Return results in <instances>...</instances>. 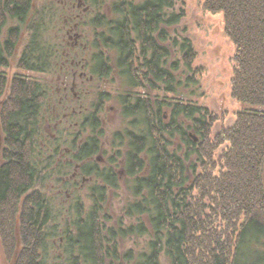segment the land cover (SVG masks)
I'll return each instance as SVG.
<instances>
[{
  "label": "trees",
  "instance_id": "1",
  "mask_svg": "<svg viewBox=\"0 0 264 264\" xmlns=\"http://www.w3.org/2000/svg\"><path fill=\"white\" fill-rule=\"evenodd\" d=\"M202 1L224 14L236 45L232 96L264 105V0ZM175 3L0 0V238L12 264H115L119 237L149 233L144 215L152 238L146 251L125 252L127 264H163V252L167 264H259L254 250L238 256L247 234L264 248V111H237L211 133L213 115L178 91L181 75L187 86L199 81L190 38L176 62L164 45L182 15L168 12ZM111 100L127 124L106 147ZM78 178L90 182L87 207ZM121 179L131 199L115 227L103 210ZM54 183L70 191V206L53 204Z\"/></svg>",
  "mask_w": 264,
  "mask_h": 264
},
{
  "label": "rangeland",
  "instance_id": "2",
  "mask_svg": "<svg viewBox=\"0 0 264 264\" xmlns=\"http://www.w3.org/2000/svg\"><path fill=\"white\" fill-rule=\"evenodd\" d=\"M135 1L137 2L139 0ZM202 2V0H176L175 7L167 8L168 12L182 14V17L180 16L179 21L175 25L166 27L170 39L165 42L164 45L169 48L170 62H176L178 61V59H180V56H182L180 43L185 37L190 38L192 45L196 50V56L193 62V66L195 68H201V72L197 76V79H199V81L197 83H190L187 86L184 80V77L186 75H181L182 78L180 80H182V84L180 85L178 91H181L186 97L188 96L189 98H194L195 100H197L199 105L205 106L210 114L213 115L214 119L211 125V133H213L214 135L215 132H217L220 128L232 125V123L234 122L233 120L235 117V113L237 111H243L246 109L253 111H264V105L259 103L254 104L247 101H241L232 96L231 77L233 76L235 68V66H233V55L236 51V45L235 42L230 38V36L224 31V14L221 11L205 10ZM103 7H105L103 12L105 13L106 17L111 18L109 4L106 3L103 5ZM174 39H176V46H173L172 44L174 43ZM111 58H114V54L111 56ZM184 67L181 66V71L182 69H185ZM16 70H18V68L15 65H11L10 67H5L3 71L8 75L10 80V77L15 73ZM0 71H2L1 67ZM181 71L177 72L179 73L177 77L181 74ZM113 72L114 73L112 74L111 78L114 81V88H116L119 87L121 83L118 79L117 72H115V70ZM90 84L91 86L89 91H93L96 84L93 81ZM69 85V91L74 95H77V82L75 80H72ZM103 87L104 89H114H112L109 79L105 81ZM70 89H72L73 91ZM116 104V100L107 101L105 111L101 114L103 126L106 127V139L104 140V146L106 147L109 146L108 143L106 144V140H108V137L117 130H123L127 124V122L119 114L118 105ZM165 113L166 119L169 118V109H165ZM181 120L187 125L191 124L190 121L184 119L183 116L180 117V121ZM1 124L2 121H0V152L3 148L1 146L3 145L4 140L3 132L1 131ZM174 141L177 142L178 139L176 138ZM1 157L2 155L0 153V166L1 163H3ZM96 158L97 160H99V162L105 160V158L100 154ZM190 173L191 172L188 170L189 176H191ZM75 174L76 172H74L73 175L75 176ZM83 178H78L76 182L80 183V190L78 191H80L82 200L87 207L89 205V198L87 197L86 187L90 182L86 181V179ZM120 181V188L118 191H115L117 192V196L109 193L108 199L106 201V206L103 210L104 213H107L111 216L109 221H107L108 225L111 224L115 227L119 226L118 220L120 219V217H124L122 207L127 203L126 201H130L131 199V194L128 191L127 186L125 185V182L122 179ZM54 188L56 189L53 191V193L51 192L50 194V199L54 198L53 204L56 205V207L59 209L62 206L61 204L70 206L68 200L72 199V196L69 194L70 191L61 190L59 184H55ZM59 219L60 222L58 223V228L64 220V217L60 216V212ZM142 220L148 226V234H132V236L118 238L119 257H121V259L118 261L119 263L127 264L124 254L129 250H131L132 254L134 253L136 255L138 252H143V250L146 251V249H148V242L152 238L150 230L151 228L146 215L142 216ZM129 223H131L129 219L123 218L122 224L124 227H126ZM255 236L256 235L252 233L247 234L244 238V242L241 244L239 251V262L242 263L244 258L247 257V255H252L251 252H253L254 250L256 251L255 257L257 255V262H259V264H264V261L261 258L264 254V248L260 246V244L256 243L257 245H255L252 242ZM251 242L252 246L250 244ZM4 243L5 240L3 238H0V264H6L5 261H8V258L10 259V264H12L11 262L13 261V259H11V256L9 257L8 254L4 251ZM161 255V262L163 264H167L166 261L168 256L164 252L161 253ZM135 261L136 260H133V262H131L130 264H133ZM118 262H115V264H117Z\"/></svg>",
  "mask_w": 264,
  "mask_h": 264
}]
</instances>
